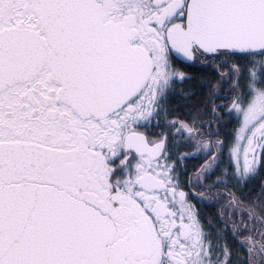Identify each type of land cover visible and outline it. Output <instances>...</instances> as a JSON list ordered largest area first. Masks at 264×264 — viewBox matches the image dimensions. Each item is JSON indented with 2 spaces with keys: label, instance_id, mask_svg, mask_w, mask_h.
Masks as SVG:
<instances>
[{
  "label": "snow or ice",
  "instance_id": "6c2138e0",
  "mask_svg": "<svg viewBox=\"0 0 264 264\" xmlns=\"http://www.w3.org/2000/svg\"><path fill=\"white\" fill-rule=\"evenodd\" d=\"M0 264H264V0H0Z\"/></svg>",
  "mask_w": 264,
  "mask_h": 264
},
{
  "label": "flooded vegetation",
  "instance_id": "af4514ba",
  "mask_svg": "<svg viewBox=\"0 0 264 264\" xmlns=\"http://www.w3.org/2000/svg\"><path fill=\"white\" fill-rule=\"evenodd\" d=\"M191 163H197L196 161H192ZM205 199L210 201V203L201 205L203 214L206 218H211L215 216L218 212L219 205H216L213 198L211 196L205 195Z\"/></svg>",
  "mask_w": 264,
  "mask_h": 264
},
{
  "label": "trees",
  "instance_id": "16d2710c",
  "mask_svg": "<svg viewBox=\"0 0 264 264\" xmlns=\"http://www.w3.org/2000/svg\"><path fill=\"white\" fill-rule=\"evenodd\" d=\"M193 72H195V70H192Z\"/></svg>",
  "mask_w": 264,
  "mask_h": 264
}]
</instances>
